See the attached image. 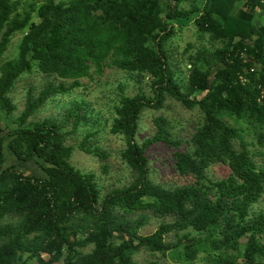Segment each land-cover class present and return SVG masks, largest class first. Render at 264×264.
<instances>
[{
    "label": "trees",
    "instance_id": "16d2710c",
    "mask_svg": "<svg viewBox=\"0 0 264 264\" xmlns=\"http://www.w3.org/2000/svg\"><path fill=\"white\" fill-rule=\"evenodd\" d=\"M185 2L38 0L19 11L20 0H0V264H136L135 253L164 255L171 250L166 236L181 232L178 245L188 261L209 244L219 251L213 264H264V211L251 214L264 193V151L257 162L239 124L251 123L255 143L264 148V98L258 100L264 88V0H194L189 9ZM182 22H193L198 38L208 35L219 43L187 44L183 53H193L186 58L185 92L164 48L174 24ZM17 34L16 57L2 62ZM109 67L138 81L149 77L153 97L120 96L110 132L124 138L120 158L131 182L101 198L95 175L70 163L74 149L67 140L86 120L80 104L60 118L29 120L53 96ZM33 71L52 80L38 92L30 84L13 119L10 94ZM167 98L199 110L201 124L183 141L159 115L154 133L138 144L141 114L162 109ZM153 145L171 149L174 172L191 183L170 188L151 181L146 151ZM78 149L107 172L106 150L90 148L86 140ZM22 164L38 167L39 175H25ZM214 165L224 166L227 175L210 179ZM145 213L171 221L142 236ZM190 232L206 234V242Z\"/></svg>",
    "mask_w": 264,
    "mask_h": 264
},
{
    "label": "rangeland",
    "instance_id": "374dc122",
    "mask_svg": "<svg viewBox=\"0 0 264 264\" xmlns=\"http://www.w3.org/2000/svg\"><path fill=\"white\" fill-rule=\"evenodd\" d=\"M30 1L38 0H20L19 11L22 9L25 10L26 5ZM192 3H194V0H186L183 7L189 9ZM174 28V34L166 42L164 48L170 57V63L176 64L174 69L177 71V82L182 87V91L185 92L188 76V72L185 70L186 58L187 55L193 53H183L187 44H192L194 48L201 46L209 48L217 46L219 43L210 40L208 35L198 38L193 22L175 23ZM19 41L20 36L17 34L11 40L10 46L2 58V62L12 60L16 57ZM50 80H52V78H48L37 71H33L29 75H24L16 82L10 94L12 102L16 106V111L12 116L13 119H16L23 109L27 89L32 85L35 92H38L42 86ZM79 83L80 86L78 88L67 91L61 95L53 96L49 99L37 112L36 116L29 121L37 122L48 117L60 118L64 109L74 103L80 104L86 113V120L79 126L78 131L67 140V145L72 146L74 149L70 163L82 172H90L95 175L100 196L103 198L111 191L121 189L131 182L130 173L120 158L121 152L125 149L124 138L120 134L114 135L110 132V127L116 117L115 108L118 106L119 98L122 95L131 97L139 94H143L148 98L153 97L150 86L151 79L147 76H143L141 80L138 81L137 77L134 75H129L115 67H109L104 70L102 76H93L92 79H81ZM159 115L168 119L176 137L183 141H187L193 131L202 122V115L199 110H188L180 103L167 98L162 109H149L141 114L137 134L135 136V140L138 144H141L144 139L154 133L152 121L153 118ZM228 122L233 123L234 119L228 120ZM239 122L241 127L245 130L243 137L245 142L249 144L248 148L254 152V159L260 162L261 158L258 154L263 152L264 148H260L255 143L251 123L248 124L244 121ZM0 123L2 126L4 125L3 114L1 112ZM84 140H86V145L88 147L93 148L97 146L108 152L109 166L106 173H102L95 158L88 156L78 149V145ZM4 154L7 164H12L13 159L11 153L6 147L4 148ZM146 154L149 160V178L151 181L170 188L191 183V179L179 176L174 172L171 149L166 146L153 145L146 151ZM20 166L21 171H24L25 175L33 173L39 175L40 173L39 168L36 166L25 167L24 164ZM227 173L228 171L224 166L214 165L208 169L207 176L215 180L225 177ZM263 211L264 193L258 203L252 207L251 214H257ZM145 214L148 218L146 225L140 229L139 234L142 236L152 234L161 223H169L171 221L170 217H154L151 213ZM133 217L136 218V215ZM6 221L7 220H5V222ZM183 234L184 232H181L178 237ZM178 237L172 234L166 236L165 240L169 243L171 250L164 255L141 250L133 256L134 262L136 264H146L152 261H157L161 264H213V260L219 255V251H213L209 244H207L196 254L193 260L188 261L183 257L182 247L178 245ZM190 237L195 241L204 243L206 242L207 236L204 233L195 234L190 232ZM89 249L90 248L87 250ZM229 253L235 252L229 251ZM28 264L37 263L35 261H30ZM55 264L62 263L59 262Z\"/></svg>",
    "mask_w": 264,
    "mask_h": 264
},
{
    "label": "built area",
    "instance_id": "2783aa9c",
    "mask_svg": "<svg viewBox=\"0 0 264 264\" xmlns=\"http://www.w3.org/2000/svg\"><path fill=\"white\" fill-rule=\"evenodd\" d=\"M251 72H253L254 71V69L252 68L251 70H250ZM264 98V88H261V90H260V96H259V101L260 100H262Z\"/></svg>",
    "mask_w": 264,
    "mask_h": 264
}]
</instances>
